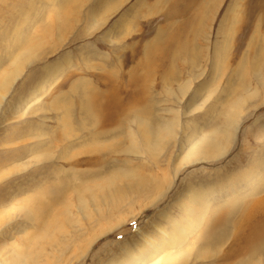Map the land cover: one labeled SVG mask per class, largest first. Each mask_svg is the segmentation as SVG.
<instances>
[{"label": "rangeland", "instance_id": "rangeland-1", "mask_svg": "<svg viewBox=\"0 0 264 264\" xmlns=\"http://www.w3.org/2000/svg\"><path fill=\"white\" fill-rule=\"evenodd\" d=\"M59 16L71 18L68 31L54 25ZM244 78L245 89L234 90ZM137 88L151 117L126 105ZM85 89L120 96L122 127L98 141ZM0 92V264H123V249L143 231L160 222L171 229L164 212L182 219V190L218 176L225 184L232 173L239 184L210 198V214L226 195L264 196L248 192L264 179V0H0ZM230 112L238 123L221 140L224 154L191 155ZM81 117L91 119L87 129ZM165 121L170 129H158ZM204 218L172 242L184 241L188 264H235L244 253L222 260L238 245L233 232L222 245L205 237L198 247L208 259L193 258L188 245Z\"/></svg>", "mask_w": 264, "mask_h": 264}, {"label": "bare ground", "instance_id": "bare-ground-1", "mask_svg": "<svg viewBox=\"0 0 264 264\" xmlns=\"http://www.w3.org/2000/svg\"><path fill=\"white\" fill-rule=\"evenodd\" d=\"M57 12H58V10H57ZM62 16H63V14H62ZM93 17H95V16H93ZM65 18H66V16H65ZM56 20L57 21L54 22V25L57 26V28L58 27L59 28L64 27L66 29V31H68V29H70L71 24H72L71 18H68L67 20L65 19L66 21H64V22L61 19L62 22H58V20H60V16H59V17H56ZM50 24H52V23H50ZM54 25L52 27L55 29ZM46 26H47L46 28L50 27L47 24H46ZM51 36H52V34H51ZM36 38H38V37H36ZM159 51H160V47H159ZM219 53H220V50H216L215 58L218 57ZM60 65H61V61H59L58 63L54 62L53 64L46 67V72H50L52 69L59 68ZM150 66H151V64L147 68H150ZM170 66H171V64H170ZM140 67L145 68L144 66H140ZM252 70H256V69H252ZM19 71H20V68H17L14 71L15 72L14 75L15 76L18 75ZM258 73H259V71H258ZM136 75H138V73H136ZM14 78L15 77H13L12 79H14ZM132 80H133L134 85L138 86L139 82H142V85L140 84L141 86H143V84H144L141 77L138 80V78L133 75ZM10 82L11 81H9V80L5 81V83L8 84V86H9ZM237 84H238V86L235 87L234 90H237V89L244 90L245 89V87H244L245 78L243 79V81L237 82ZM4 88H5V85H4ZM111 88H109V90H111ZM86 89L84 90V92H80L81 93L80 99L81 100L85 99V101L86 100L92 101L90 103H91V106L93 108H90L88 102H86L87 103L86 106L88 109L87 111H85L86 108L83 106L85 109L84 112L87 115H89V116L91 115V117H93L92 122L95 126L94 125L91 126L92 128H94L91 136L93 135L94 136L93 138L95 139V138H97V136H99L101 134H103V135H105V133L109 134L110 131L116 129V127L120 129L122 127V116L118 117V113H120V111H121L120 105L117 103L120 100L119 99L120 96L117 95L119 93H117V94L116 93H110L109 90H106L104 93L98 94L92 90H91V92L86 91ZM141 89L137 88L136 94L134 96L132 95V92H128L126 100L129 101V103H126V105L130 104V102L135 104V106H133L134 108L131 109V110H134L133 116L143 117L147 114L146 117H148V116H150V114H152L150 112L149 106H146V108H144L145 106H141L138 104V101L143 100L142 96H143L144 89L143 88H141ZM0 97L1 98L4 97V94L2 92H0ZM97 100L100 103L99 107H97L94 104V102L96 103ZM122 104L124 106V103H122ZM126 108H128V106ZM122 109L124 111V107ZM104 111H105V113L103 114ZM69 112H67V113L65 112L63 114V116L61 117V119H63L62 121L66 120ZM121 114H124V113H121ZM96 115H98L99 118ZM236 118H237V116H236ZM234 119L235 118L231 115V112H230L226 121L224 122V124L222 126L218 127L213 134L211 131L204 132V133L200 134V137H199L197 143H194L192 145L191 152H189V153L191 155H195V154L198 155L200 153L222 155V153L224 152L223 151L224 147H226V145L223 147V145H222L223 141L221 142V140L224 138L225 133L230 134L231 128L235 127V125L238 123V120H236V119L234 120ZM87 120H89V119L85 118V117H81V119H79L77 121V123L76 122L75 123L78 124V126H83V128H86L89 125H91V123H90L91 119L89 121H87ZM101 122L111 125L113 127V129L110 127L109 128L111 130L107 129L109 126L108 125L106 127L107 124L105 125L106 128H104V127L102 128V125L100 126ZM134 122H136V121H134ZM144 122H146V120H141L140 124H141V126H144L146 132H148V133L152 132L151 128L156 129L155 127L150 128L147 124H144ZM172 122L171 121H169V122L165 121V123L164 124L162 123L161 127H159L158 129H162V130L170 129V127H171L170 124H172ZM70 123H71V121H70ZM64 124H66L65 121H64ZM76 124H75V126H76ZM114 124H115V126H113ZM92 128H90V130L88 129L89 133H91L90 131ZM198 129H199V127L197 126L194 129V131H197ZM143 132H145V131H143ZM187 135H188L189 140H191L192 134H187ZM96 140L98 141V139H95L94 141H96ZM228 141H229V139H227V142H225V140H224V143H229ZM151 147H154V146H151ZM45 157L47 158V156H45ZM65 157H67V156H65ZM254 162H256V164L254 166L258 167L259 163H257V158L253 159V163ZM231 174L229 176H227V180H226L225 184L219 182V180H223V178H221V176H218V177L214 178V181L212 183H208L205 186H199L198 187L196 184L191 183L188 186V188L186 187L187 189L185 191L182 190L183 193L178 196V200H180V202H181L180 208L183 212L182 219L181 220L180 219L174 220L175 218L173 219L170 211L164 212L163 218L167 220V223H170L171 229L169 231L166 230L165 229L166 227L164 225L165 222H164V224H163V222H160V223L154 224L153 233L146 234L143 231L141 233L142 239L140 240V243L135 244V246H133V247L125 246V248L123 249V252H124L123 264H143L142 262H145L146 264H188V262L191 260L190 253L188 251L186 252L185 250H187V249H185V248H183V249L179 248L180 244L184 241L178 240L176 242H172V240L175 239L176 237H179V236H187L188 232H193L195 230L197 223H199L201 218H204V217H206L207 220L205 222V225H203L200 228L201 232L203 231V233L199 234L200 233L199 232L194 237V244L188 245V248L192 247L193 250L195 249L194 257H193L194 259H196V260H204L206 258L208 259L209 255L207 256L206 252L203 249H201L200 247H198L199 244L202 243L201 241L205 237H206V240L209 241V243L217 241V243L219 242V244L222 245L220 242L225 243V239H228V237L230 239L231 238L230 233L233 232V234L235 233V235L237 236L236 239L234 238L235 240H233V243L235 244V242H236V243H238V245H235L236 249H234L232 253L230 252V254H226V256L222 257V260L225 259V262H227V260L230 259V257H233V256L238 257L239 255H242L244 253L243 254L244 256L241 257L235 264H246V263L249 264L248 263L249 260L251 263L252 262L251 260H253V259L255 260L256 258H257V260L253 261V264H264L263 263L264 262V196L263 197H257V195L253 196L250 193H246V194L242 193L240 195V193H239V196L237 195V197L234 198L233 196L229 197L228 195L225 196L223 194L227 198V202L226 203H219L216 206L214 205L213 211L210 209L211 214L208 212V210H209V204L208 203L210 202V198L214 194L216 195V193H217L216 196H219L224 190L227 191L229 188L231 189L235 185V183H236V185L239 184L238 179L235 181V183L233 181H231V179H232ZM260 174H261V171L259 172V175ZM245 175H246V173L244 174L242 172V176H245ZM247 175L249 176L250 174L247 173ZM237 178H239V177H237ZM211 179H212V177H211ZM257 180H259L261 182L262 186L260 185V187L255 186V188L254 187L250 188L248 190V192L254 191V192L259 193L260 191L262 192L264 190V179L261 177V178H258ZM218 183H220V185ZM217 185L220 186V187L218 186V188H219L218 190L215 189V187ZM214 189L217 192L214 191ZM221 190H223V191H221ZM218 191H220V192L218 193ZM61 193H62V191L60 190L59 194H61ZM113 196H114V194H113ZM42 211H43V209H42ZM27 215H29V214H27ZM207 215H208V218H207ZM181 225L182 226H189V227L194 228V229L193 230H191V229L181 230V227H182ZM207 234H211V238H209V235H207ZM231 235H232V233H231ZM210 240H212V241H210ZM208 241L207 242L204 241L205 242L204 244L206 245V243H208ZM233 243L231 245H233ZM214 245H216V244L213 243L210 246L214 247ZM182 246H183V244H182ZM192 248H190V249H192ZM219 248L220 247H218V249H217V246H216V249L218 251H219ZM232 248L233 247H231V249ZM173 249H174V251H172ZM211 249H212V247H211ZM212 250H214V248ZM217 250H216V252H218ZM217 256L213 257V255H211L210 260H213V258L216 259Z\"/></svg>", "mask_w": 264, "mask_h": 264}]
</instances>
